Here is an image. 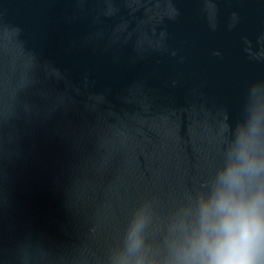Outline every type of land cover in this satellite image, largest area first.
Instances as JSON below:
<instances>
[{
    "label": "water",
    "instance_id": "water-1",
    "mask_svg": "<svg viewBox=\"0 0 264 264\" xmlns=\"http://www.w3.org/2000/svg\"><path fill=\"white\" fill-rule=\"evenodd\" d=\"M256 118L264 0H0V264H200Z\"/></svg>",
    "mask_w": 264,
    "mask_h": 264
},
{
    "label": "clouds",
    "instance_id": "clouds-1",
    "mask_svg": "<svg viewBox=\"0 0 264 264\" xmlns=\"http://www.w3.org/2000/svg\"><path fill=\"white\" fill-rule=\"evenodd\" d=\"M258 118L237 128L236 143L200 205L201 228L191 244L200 264H264V143ZM142 220L129 246H139Z\"/></svg>",
    "mask_w": 264,
    "mask_h": 264
}]
</instances>
